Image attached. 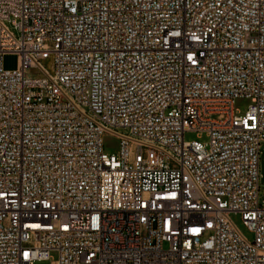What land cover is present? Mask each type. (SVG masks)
I'll return each instance as SVG.
<instances>
[{"label": "built area", "instance_id": "2783aa9c", "mask_svg": "<svg viewBox=\"0 0 264 264\" xmlns=\"http://www.w3.org/2000/svg\"><path fill=\"white\" fill-rule=\"evenodd\" d=\"M263 142L264 0H0V264H264Z\"/></svg>", "mask_w": 264, "mask_h": 264}, {"label": "rangeland", "instance_id": "374dc122", "mask_svg": "<svg viewBox=\"0 0 264 264\" xmlns=\"http://www.w3.org/2000/svg\"><path fill=\"white\" fill-rule=\"evenodd\" d=\"M19 65V55L15 53H9L4 56V67L6 69H15ZM251 103V99L245 96L237 97L235 100V108L236 112L239 115H244L249 108ZM185 139L187 141L192 140H200V141H207L208 138L205 133L200 134L196 131H187L185 132ZM121 147V140L113 135V134H106L103 138V149L106 153H118ZM260 190H259V200L260 203L264 204V142L261 148V159H260ZM234 220L239 225L241 230L250 238H253V234L249 231L247 226L244 225L241 216L238 214L233 215ZM57 258V254L55 252L52 253V260ZM36 264H51V260L49 261H38Z\"/></svg>", "mask_w": 264, "mask_h": 264}]
</instances>
